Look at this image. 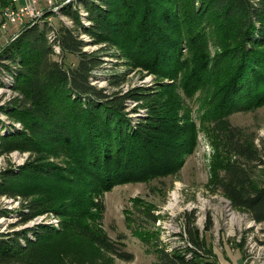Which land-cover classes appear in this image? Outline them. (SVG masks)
<instances>
[{
    "label": "trees",
    "instance_id": "trees-1",
    "mask_svg": "<svg viewBox=\"0 0 264 264\" xmlns=\"http://www.w3.org/2000/svg\"><path fill=\"white\" fill-rule=\"evenodd\" d=\"M83 4L87 25L76 8L63 7L73 26L58 25L59 59L46 38L50 27L46 22L24 25L1 47L0 55L17 64L0 62V70H12L14 86L24 100L5 105L22 128L5 126L0 147L34 154L18 171L6 169L0 181V195H34L20 205V221L43 213L45 202L57 199L55 191L60 189V196L71 201L65 228L129 260L133 254L120 248L121 239L111 240L99 227L83 226L80 217L98 218L101 196L115 183L172 173L195 145L196 125L179 114L182 102L174 92L158 98L156 91L144 86L120 92L92 83V71L102 61L97 50L103 47L83 50L80 32L92 43L119 49L114 55L133 67L172 79L171 89L178 88L183 99L197 89L208 92L207 116L219 148L214 162L223 170L215 183L233 206L264 221V184L256 185L250 173V167L260 162V153L253 137L244 136L227 120L235 110L264 103V0H83ZM206 29L218 36L219 50L213 56L204 49ZM68 54L76 56L75 63L67 64ZM108 81L117 87L124 76L113 74ZM130 99L148 108L134 122L127 116ZM49 154L61 156L65 164L51 162ZM54 174L58 179L51 184ZM53 231L49 226L33 229V237L25 230L0 232V264H51L43 244ZM187 231L190 244L172 252L159 248L154 264H217L196 246L197 231L190 227Z\"/></svg>",
    "mask_w": 264,
    "mask_h": 264
},
{
    "label": "rangeland",
    "instance_id": "rangeland-1",
    "mask_svg": "<svg viewBox=\"0 0 264 264\" xmlns=\"http://www.w3.org/2000/svg\"><path fill=\"white\" fill-rule=\"evenodd\" d=\"M77 2L75 7L82 22L79 10H85V7L83 0ZM61 15L66 17L65 20L69 18L64 12ZM49 18L48 22L56 30L60 22L66 24L64 19H60V14ZM43 22L46 21L43 19L39 23ZM23 26L22 23H8L6 30L0 29V51L4 44L16 37ZM205 32L204 49L208 56H213L219 50L218 36L211 34L208 29ZM79 37L85 43L83 50L92 51L103 47L97 50L102 61L92 71V83L109 90L119 89L120 92L144 86L156 91L154 96L158 98H165L168 91L174 92L182 102L179 114L187 115L196 125L195 145L172 173L115 183L101 196L103 210L98 218L80 217L83 226L99 227L111 240L121 239L119 242L123 245H119L120 248L133 254L129 260L105 251L90 243L85 236L65 228L69 218L66 213L71 209V201L60 196L63 193L60 189L55 191L57 199L51 197L50 202H45L43 213L24 222L20 221V205L34 195H0V232L25 230L27 236L33 237V229L49 226L54 231L43 244V249L51 264H154L158 259L159 248L172 252L187 247V242H191L187 231L190 227L197 231L200 244L196 246H200L203 254L208 256L204 258L214 259L217 264H264V221H255L249 212L233 206L215 183V176L221 177L223 170L222 166L214 162L217 160L215 158H219V148L215 146L212 136L213 122L207 116L205 98L208 92L204 88L197 89L191 97L183 99L176 86L175 91L171 89L172 79L158 77L141 67H133L130 62L114 55L119 49L92 43L88 34L80 32ZM3 55L5 54L0 55L1 63L9 67L17 64L9 62ZM66 62L75 63L76 56L68 54ZM120 73L124 76V81L117 87H111L109 77ZM1 75L0 138L5 134V126H13L17 130L22 128L21 121L9 115L5 105L24 100L23 93L14 86L12 70ZM127 102V116L132 122L146 115V106L137 105L131 99ZM227 120L231 126L240 128L244 136L253 137L260 153V162L250 167V173L256 185L264 184V103L247 110H235L227 115ZM49 155L51 162L65 164L61 156ZM223 155L222 153L221 157ZM33 158L34 154L28 151L5 152L0 147V181L6 169L18 171ZM56 179L58 174H54L51 184H55ZM48 181L43 180V184ZM59 184L66 186L64 181ZM36 199L41 200L39 197Z\"/></svg>",
    "mask_w": 264,
    "mask_h": 264
},
{
    "label": "built area",
    "instance_id": "built-area-1",
    "mask_svg": "<svg viewBox=\"0 0 264 264\" xmlns=\"http://www.w3.org/2000/svg\"><path fill=\"white\" fill-rule=\"evenodd\" d=\"M56 2L58 0H0V29L6 30L8 23L25 25L38 19L49 20L52 15H41V6ZM55 31L57 38V30Z\"/></svg>",
    "mask_w": 264,
    "mask_h": 264
},
{
    "label": "bare ground",
    "instance_id": "bare-ground-1",
    "mask_svg": "<svg viewBox=\"0 0 264 264\" xmlns=\"http://www.w3.org/2000/svg\"><path fill=\"white\" fill-rule=\"evenodd\" d=\"M77 1L78 0H58V2H56L55 4H48V5L41 6V15H58V14H60V17H61L60 19L65 20L66 17L64 18L61 15V12H63V7H65V6L71 7L72 6V7L76 8L75 5H76V3H78ZM79 13H80V16L82 18V22L87 24L89 22L86 18L87 12L83 9H80ZM42 20L43 19L35 20L34 22H32V24L36 23V22H40ZM44 21H46V23H48L50 25V27L46 33V38H47L48 42L51 43L53 55L57 57L56 59H59L60 54H61V49H60L59 41H57V38H56V31L53 28V26H51V24L48 22L49 21L48 19H44ZM65 21H66L65 22L66 25L71 27V24L73 23L72 19L67 18ZM29 25H31V24H29ZM5 72H7V70L6 71H4L2 69L0 70V74L1 73L4 74ZM2 77L3 76L1 75L0 78H2ZM175 236H176V234H175ZM187 244H190V243L187 242Z\"/></svg>",
    "mask_w": 264,
    "mask_h": 264
},
{
    "label": "water",
    "instance_id": "water-1",
    "mask_svg": "<svg viewBox=\"0 0 264 264\" xmlns=\"http://www.w3.org/2000/svg\"><path fill=\"white\" fill-rule=\"evenodd\" d=\"M18 34H19V33H17V35H18ZM17 35H16V36H17Z\"/></svg>",
    "mask_w": 264,
    "mask_h": 264
}]
</instances>
